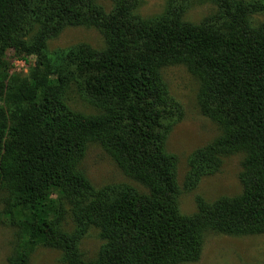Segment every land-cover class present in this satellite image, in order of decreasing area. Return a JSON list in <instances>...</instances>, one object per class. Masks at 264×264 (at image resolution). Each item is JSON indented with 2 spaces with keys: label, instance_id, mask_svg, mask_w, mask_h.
<instances>
[{
  "label": "trees",
  "instance_id": "16d2710c",
  "mask_svg": "<svg viewBox=\"0 0 264 264\" xmlns=\"http://www.w3.org/2000/svg\"><path fill=\"white\" fill-rule=\"evenodd\" d=\"M0 0V199L15 229L10 264H28L42 245L65 264H182L199 259L206 233H264V0H211L216 12L199 24L182 19L189 0H168L163 14L141 18L135 0ZM97 28L105 47L78 44L47 51L66 26ZM8 49L35 56L26 75H4ZM183 64L198 77L201 112L221 134L193 154L187 184L216 171L219 157L242 153V193L181 215L176 158L167 135L181 106L161 76ZM74 85L99 112L71 110ZM97 142L140 183L95 189L79 164ZM72 224V230L67 224ZM104 241L98 257L82 258L89 228Z\"/></svg>",
  "mask_w": 264,
  "mask_h": 264
},
{
  "label": "rangeland",
  "instance_id": "374dc122",
  "mask_svg": "<svg viewBox=\"0 0 264 264\" xmlns=\"http://www.w3.org/2000/svg\"><path fill=\"white\" fill-rule=\"evenodd\" d=\"M134 13L147 19L164 13L168 0H135ZM106 14L115 6L113 0H97ZM216 3L211 0H189L187 10L182 19L191 24H199L208 15L216 12ZM254 23L264 21V14L253 16ZM85 44L94 50L105 47L103 34L94 27L66 26L60 34L47 41L49 54L57 49ZM14 49L5 54L6 65L1 71L9 77L12 74L26 75L36 58L28 56L22 61ZM161 76L170 96L180 104L181 117L171 127L167 138L166 151L176 158L175 180L178 188L176 198L181 215L191 216L197 211V200L213 203L220 198L236 197L242 193L239 175L242 170L244 154L230 153L219 157V164L211 174L200 178L190 188L187 184L189 162L195 152L206 148L221 134L219 125L205 116L198 104L200 81L183 64L165 66ZM68 107L85 115H94L99 110L80 96L72 85L65 95ZM80 170L95 189L108 185H129L141 192L146 189L128 177L104 151L97 142H89L85 154L79 164ZM3 205L0 199V264H10L9 258L15 251V229L2 214ZM72 230V224H67ZM99 230L91 227L80 239L78 248L86 261L98 257L103 244ZM28 264H65L62 252L58 249L38 245L29 257ZM182 264H264V233L252 235H227L222 233H206L203 238L200 257L194 262Z\"/></svg>",
  "mask_w": 264,
  "mask_h": 264
},
{
  "label": "built area",
  "instance_id": "2783aa9c",
  "mask_svg": "<svg viewBox=\"0 0 264 264\" xmlns=\"http://www.w3.org/2000/svg\"><path fill=\"white\" fill-rule=\"evenodd\" d=\"M23 61V60H22ZM24 62V61H23Z\"/></svg>",
  "mask_w": 264,
  "mask_h": 264
}]
</instances>
